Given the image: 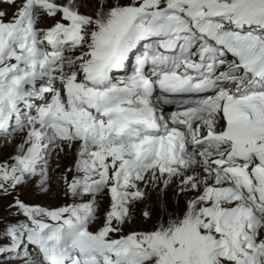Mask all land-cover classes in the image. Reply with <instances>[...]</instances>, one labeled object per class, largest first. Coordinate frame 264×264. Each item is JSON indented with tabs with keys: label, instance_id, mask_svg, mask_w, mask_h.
I'll return each mask as SVG.
<instances>
[{
	"label": "rangeland",
	"instance_id": "obj_1",
	"mask_svg": "<svg viewBox=\"0 0 264 264\" xmlns=\"http://www.w3.org/2000/svg\"><path fill=\"white\" fill-rule=\"evenodd\" d=\"M92 1L93 3L90 1L86 2L81 0L79 7L71 11L67 9L63 10L59 5H50L48 4L47 0H37L34 3L33 10L37 13H41L40 15L46 14L47 18H42L40 19L41 21L39 20V23L37 22V24H34L32 20L28 19V17L24 15L23 24L20 26H18L19 21H17L16 18H13V16H11L9 13L7 14L6 8L2 7L3 10L0 13V43L2 42V44H0V66L5 69L6 66L4 64H7L8 67L11 68L10 74L17 75L18 69H15L14 67L16 66L13 65V63L19 61L17 51L26 52V55L31 57L30 61H27L28 63L32 64L30 68H25V62L23 61L19 62L21 65H17V67L22 70L24 75L22 78L18 79L17 84H14L12 87L13 93L17 91L14 93L16 97H19L20 94L21 96L23 95V97L28 98V104L30 101H40L44 99L43 97L31 93L30 91V93H28L27 88L30 86H36L37 82H34L35 80L29 84H26L27 82H25V80L27 81L33 79L34 76H36L35 73L38 72V70L43 71L42 75L47 77V81H45L43 85L61 84L58 85L57 91L55 92L57 99H64L66 93L71 91H67L66 88H68V86L69 89H76L79 87L77 90H81L80 87L83 88L81 86V81L83 80V77L86 76V72L90 70L91 64L97 63V65H99V61L102 58V56L99 54L100 47L98 46H101L102 49H105L107 42L122 31L124 27L123 24L131 20L138 12L144 10H158L165 5L179 0ZM201 1L207 8H213L222 12L228 11L229 13L234 14L236 17L242 16L250 19L259 18L260 20L261 14H264V0ZM88 6L92 7L94 10H100L99 12L102 14H112V17H116L115 13L117 10V12L122 10L123 13H116V15H119L118 17L120 18L118 22L119 25L117 22H114V25L117 24L118 26L116 27L113 25L115 28L111 27V29L108 24L105 25L98 18L88 14L89 11H86L87 8H89ZM4 12L5 15L3 14ZM16 25L18 26V31L22 29L26 30L23 32H16V30H14ZM9 26H12L13 31L16 32L11 34V39L7 37ZM67 26H77L82 29L84 33L83 44L80 47L77 49H68L64 52H70V57L73 61L70 63H75V68H73V71H70L72 69H66V67L69 66V63L65 61L62 68L56 73L42 70L40 64L47 56V50L44 48L43 44L33 40V34H36L39 39H44L48 36L50 29L55 27L65 28ZM10 40H12L14 46L9 45ZM31 46L35 47L32 48ZM93 47H95V51L93 50ZM38 51L42 52L43 55L37 54ZM44 52L46 54H44ZM81 56H87L88 58L81 59ZM133 63L134 60L132 61V66H128L130 69L129 74L131 73V76L123 79L116 77L118 81H122V83L131 85V82L134 81L136 73H138ZM61 74L63 77L67 78L68 74L69 78L73 81V86L68 85V81L59 76ZM49 75H53V78L49 79ZM146 75L147 73H145V76ZM5 79L7 78L5 77ZM144 88L148 89L147 87ZM5 89H7L6 86ZM141 92H144V89L141 90ZM2 93L6 99L8 96L7 93ZM160 93L159 87H154L152 97H150L156 98L160 101V99H158L161 96ZM151 98H148L146 95V98L140 102H143L148 106L151 103ZM49 99L52 101L51 97ZM49 99L47 100L48 102ZM132 99L128 103L133 104L139 101V98L133 97ZM160 103L163 104L162 101H160ZM14 108H17L15 104ZM46 108H49V105L45 108L40 107L38 111L36 109L38 122L42 121V117L46 111ZM22 111L30 112V110H27V107H21L17 114L13 115V120L11 119V116L4 118L0 115V132L3 130V128H6L4 129V132L7 133L11 127H14L15 135L11 136H13V138H18L19 136L17 132H19L24 135L21 140L25 139L28 123H20L22 117L27 116L21 114ZM165 111H167V109L159 111L158 114H161ZM136 119L138 121L141 118L138 117ZM157 120H159V118ZM135 126L138 125L136 124ZM75 141L77 145L81 143V141L77 139H75ZM84 144H86L89 148L88 150L83 151L81 155L86 156L87 158H84L83 161H81L82 163L76 162L73 168L70 167L67 169V173L65 174L68 175V179L62 173V170H64L63 165L56 167L60 171V174L58 175H51V172L55 169L53 167L42 169L41 171H35L36 174L33 175V182H36L37 179H39L41 182L45 181L44 177H46L55 187L49 189L48 192H50L51 195L42 196L41 203L48 204L49 206L43 205L41 210L38 208L34 209L36 216L33 218L31 223L28 222L30 226H25L21 235L16 237V239L20 242L19 248L11 249V245L2 246L0 244V264H51L49 261L50 259L48 260L47 256L44 254H42V258L37 260L35 263H32L31 260H29L35 256L32 255V252L38 248L35 244V238L41 237L44 241L46 238V236H44L45 233L50 231L52 227L55 228V226L57 227L58 225L57 228L59 230V227H66L73 221L76 223L74 225L81 228V230L86 235L101 239L108 247H116L124 252L139 251L138 253L141 256L143 254L141 257L143 258V262L140 264H162L164 258L170 262L174 261L175 263L179 264H200L196 263L197 260L194 258L203 251V248L206 249L207 246L212 248V252L214 254L218 255L219 260L221 261L220 264H264V215H260L245 196L236 193L235 195L238 197V200L235 199V197H232L229 205L224 206L225 211L221 209L223 211V215H231L230 208L241 207L238 201H240V199H245L244 201L248 203L250 212L259 214L260 218L253 217L250 219L248 217H243L240 220L238 227H235L233 224L222 223L226 226L224 230H220V227L212 228L208 226L205 227L204 230L200 229L199 236L197 233H188L186 237H181L176 234L177 230H170L168 236L162 235V241L157 242L158 240L156 238L151 240L150 237H152V234L146 229L145 226H140L141 224L136 225V222H132L130 214L128 215V212H126V210L129 208H135L139 206L144 208L145 206L149 207L150 205L148 200H145L144 198V194L146 193L144 191V193H142L140 188L143 180L139 183L140 179L136 181V176H134V174L128 175V173H126L125 168L128 166L129 169L134 170V168L130 166L132 165V162L127 161L130 163L128 165L125 161L121 162L122 164L119 163V157L116 153L117 149H115L114 145H110V147H114L113 149H108L103 145L99 146L88 142ZM119 145L124 146L121 143ZM195 147L204 149L207 146L197 145ZM95 152L97 153L98 157L94 154ZM61 155L62 154H56V158H60ZM91 156L94 158H91ZM142 159L143 158H141V160ZM154 164L155 163L148 164L147 168L150 169V166H153ZM40 167V164H37L35 161L33 168ZM34 170L36 169H33V171ZM74 171L75 173H73ZM100 171H104V173L99 174ZM110 171L113 173V175L115 174L113 177L115 182L108 184L106 183L104 176ZM115 171L117 172L115 173ZM220 175L224 177L223 170L220 171ZM224 179L226 178L224 177ZM255 181H258L257 178ZM97 182L101 183L100 187H102L103 190L100 189L98 193L86 192L87 186L90 185L93 187V185ZM31 183L32 181H28L26 184L29 185ZM226 186H229L232 190H235L229 182H227ZM211 188L214 190L215 185L213 184ZM181 196L183 199H187L185 192H182ZM222 202L225 203V200H222ZM59 204H71V206H65L59 209L52 208L53 205L55 206ZM26 211L30 212L31 208H26ZM40 214L48 215L44 216ZM217 221L221 222L222 220ZM107 223H111L110 226H107ZM193 226L192 219L188 225V228H193ZM168 228L169 227H166L164 230L167 231ZM164 237H169V239H164ZM58 238L59 237L53 236V234H49L48 241H51L53 244L58 246L61 242V240H58ZM44 242H46V240Z\"/></svg>",
	"mask_w": 264,
	"mask_h": 264
},
{
	"label": "bare ground",
	"instance_id": "obj_2",
	"mask_svg": "<svg viewBox=\"0 0 264 264\" xmlns=\"http://www.w3.org/2000/svg\"><path fill=\"white\" fill-rule=\"evenodd\" d=\"M36 1L37 0H0V13L3 10L2 7H5L6 13H9L11 16H13V18H16L17 21H19L18 26L23 24L24 15H26L28 19L32 20L34 24H37V22L39 23L40 19H46L47 15H40L41 13H37L33 10L34 3ZM47 1L50 5H59L63 10L67 9L71 11L75 10V8H78L81 4V0ZM83 1H90L93 3L92 0ZM88 7L89 8H87L86 10L89 11L88 14H91V16L98 18L105 25L108 24L110 28H113L114 26L117 27L119 25L118 22L120 18L118 17L119 15H116V13H123L122 10H120V12H117L118 10L116 11V13L114 12L115 16L117 17L116 19V17L111 16L112 14H102L99 12L100 10H94L92 9V7ZM3 14L5 15V12ZM114 22H117L118 25H114ZM18 26L16 25V28L14 27V30H16V32H23L24 30H26L22 29L18 31ZM16 32L13 31L12 26H9L7 37L11 39V34ZM9 42L10 46H14L12 40H10ZM0 44H2V42ZM99 52L104 55L107 54L101 48ZM37 54H42V52L38 51ZM17 55L19 57V61L13 63V65L16 66L14 68L18 69L17 75L10 74L11 68H9L7 64H4L6 66L5 69L0 66L1 117L8 118L9 116H11V119L13 120V115H16L21 107H27V110H30V112H21V114L27 115L26 117H22V121L20 120L21 124L24 122L28 123V129L25 133V139L21 140L24 135L19 132H17L19 136L18 138H13V136H11L15 135L14 127H11V129L8 130L7 133L4 132L5 128H3V131L0 132V244L2 246L11 245V249H17L20 247V242L16 239V237L21 235L22 230L25 228V226H30L29 223H31L33 218L36 216V214L34 213V209L38 208L39 210H41L43 208V205L49 206L48 204L41 203L42 196L51 195V193L48 192L49 189L55 188L50 180L46 177H44L45 181L41 182L39 179H37L36 182H33V175L36 174L35 171H41L42 169L53 167L55 169L51 172V175H58L60 174V171L56 167H60V165H63L64 170H62V173L68 179V175L65 174L67 173V169L70 167L73 168L76 162H81L84 158H87L86 156H83L81 154L83 153V151L88 150L89 148L86 144H84L86 142H81L77 145L75 141L76 135L72 130L65 129L55 131L52 127H47L42 121L38 122L36 109L38 111L40 107L45 108L48 105L50 106L52 102L56 101L57 97L55 95V92L57 91L58 85H61H43L45 81H47V78L43 77L42 75L43 71L38 70V72L35 73L36 76H34L33 79L27 81L25 80V82H27L26 84H29L34 80L38 82L37 88L32 86L27 88L28 93L31 92L35 95L43 97L45 101H47L51 97L52 101H50V99L49 102H45L44 99L40 101H30L29 105L28 98L23 97V95L21 96V94L19 97H16L14 95V93L17 91L13 93L12 87L14 84H17L18 79L22 78L24 75L22 73V70L19 69L17 65H21V63L19 62L23 61L25 62V68L28 69L32 66L31 63L27 62L30 61L31 57L27 56L26 52L17 51ZM65 55L66 58L64 59V61H67L69 63V66L66 67V69H72L70 71H73V68H75V63H70L73 62L71 60L72 58L70 57V52L67 51ZM84 57L85 56H83L82 58ZM4 75L7 79H5ZM136 75L137 76L134 78V81L131 82V85L122 83V81L118 82L120 84H123L127 88H131L133 90V97L139 98L138 102L130 104L128 102L133 98L132 97L128 100H125L124 103L119 104L117 107V110L121 114L119 116L122 118V124L126 128L134 123H138L136 119L138 117H140L141 119L148 117L152 120L153 118H159V120L157 121L159 125H166V123H170L176 117L177 122L174 123V125L179 128L178 130L185 131L189 136L193 138H198L197 133L200 137H202L201 133L209 124L212 123L207 122L203 123L205 124L203 125L200 121L192 124L194 123L192 119L190 121H186L185 119L182 120L180 116L183 115L180 113L177 115L175 113L176 109L172 104H162L156 98H151L153 88L160 87L162 76L153 71L148 72L146 76H144V72L138 71ZM59 76L63 77L62 74ZM67 76L68 78L63 77V79H66L68 81V84L71 85L73 81L69 78L68 74ZM116 77L117 76H114V78ZM5 86L7 89H5ZM144 87H147L148 89H145ZM77 89L79 88L71 89V91H77ZM143 89L144 92H141V90ZM2 92L7 93L8 96L6 97V99L3 96ZM146 95L148 96V98H151V103L148 106L145 105V103L140 102L143 101L144 98H146ZM14 104L17 106L16 109L14 108ZM168 108L172 109L169 110ZM163 109H167V111L158 114L159 111ZM119 128L120 127H118L117 129ZM123 130L124 129H121L118 132H121ZM137 131L143 133L140 130ZM132 132L134 133V131ZM146 141L147 144L140 142H126L124 146H121L118 143L114 146L115 149H117L116 153L119 157V163L123 161L132 162V165L130 166L132 168H136L135 172L133 173L134 176H136V181L140 179V183L143 180L140 188L142 193H146L144 194V198L145 200H148L150 204L149 207L145 206L143 208L139 206L135 208H129L128 210H126V212H128V215L130 214L132 222H136V225L141 224L140 226H145L146 229L151 232V240H154L156 238L158 241H155H162L163 238H161V236H168L170 230H177L176 234L181 237H186L188 233H197L199 236L200 229L204 230L205 227L208 226L212 228L220 227V230H224V228L226 227L224 225L225 223L233 224L235 227H238L240 220L243 217H248L250 219L253 217L260 218L259 214L250 212L248 203L244 201L245 199H240V201H238L241 207L230 208L231 215H223V211H225L224 206L229 205L231 198L235 197V199L238 200V197H236L235 195L238 192L232 190L229 186L227 187V180L224 179L222 175H220V171L224 168V165H221L219 163L220 158L212 155L215 154V149L208 147L199 149L197 147L193 150L191 149V154L180 159V156H178L176 153L173 154V157L171 156L172 146L170 143V139L166 135H163L161 132L158 136H152ZM103 146L108 149L114 148L113 146L110 147L106 144H104ZM73 147H75L76 149ZM56 154L62 155L60 158H56ZM94 154L98 157L96 152ZM91 158L94 157L91 156ZM141 158L143 159L141 160ZM35 161L37 162V164H40V168H33V166L35 165ZM150 163L155 164L153 166H150L149 169L147 168V165ZM126 164L128 165L130 163L127 162ZM33 169L36 170L33 171ZM116 172L117 171H115V173ZM73 173H75V171ZM103 173L104 171H100L99 174ZM114 175L111 171L107 172L104 176V179H106V183L111 184L115 182L113 179ZM257 180L259 181L258 177ZM28 181H32V183L27 185L26 183ZM213 184L215 185L214 190H212L211 188ZM100 189L103 190L102 187ZM182 192H185L187 199H183V197L181 196ZM222 200H225V203L222 202ZM65 206L68 207L71 206V204H59L55 206L53 205L52 208L59 209ZM26 208H31V211L27 212ZM40 215L46 216L48 214ZM192 219L194 226L193 228L189 229L188 225ZM217 220L222 221L219 222ZM71 223L75 224L74 221ZM110 224L111 223H107V226H110ZM57 227H52L50 231H47L46 233L44 232V236H49V234L57 236ZM166 227H169L167 231L164 230ZM165 238L169 239V237H164V239ZM45 239L47 241L49 240L48 238ZM49 244L50 248L55 251L54 253L58 255L60 261H63L66 257V254L64 251H62V247H54L55 244L51 242H49ZM32 255L35 256L33 258H30L29 260H31L32 263H35L37 260H40L42 258V251L35 250L32 252ZM50 256L52 257L53 255ZM194 259L197 260L196 263L200 264H220L221 262L218 255L214 254L212 252V248H210L209 246H207L206 249L203 248V251ZM162 264L179 263H175L174 261L170 262L166 260V258H164Z\"/></svg>",
	"mask_w": 264,
	"mask_h": 264
},
{
	"label": "trees",
	"instance_id": "obj_3",
	"mask_svg": "<svg viewBox=\"0 0 264 264\" xmlns=\"http://www.w3.org/2000/svg\"><path fill=\"white\" fill-rule=\"evenodd\" d=\"M262 20H264V14H261V17H260Z\"/></svg>",
	"mask_w": 264,
	"mask_h": 264
}]
</instances>
